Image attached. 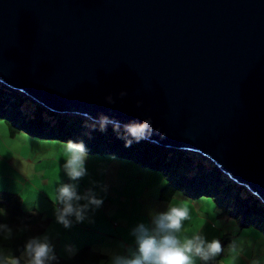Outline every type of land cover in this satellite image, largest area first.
<instances>
[{"label": "water", "instance_id": "obj_1", "mask_svg": "<svg viewBox=\"0 0 264 264\" xmlns=\"http://www.w3.org/2000/svg\"><path fill=\"white\" fill-rule=\"evenodd\" d=\"M0 83L58 114L151 119L149 142L264 202V0H0Z\"/></svg>", "mask_w": 264, "mask_h": 264}, {"label": "trees", "instance_id": "obj_2", "mask_svg": "<svg viewBox=\"0 0 264 264\" xmlns=\"http://www.w3.org/2000/svg\"><path fill=\"white\" fill-rule=\"evenodd\" d=\"M1 119L6 120L13 135L25 133L62 141H83L91 153L113 151L132 160L128 163L132 167L146 165L152 167L151 170H163V180L166 178L168 182L160 189L161 200H170L182 188L192 197L210 194L215 199L214 205L224 204L230 215L243 222V227L251 228L254 225L264 232V204L245 188L226 179L213 162L200 153L181 149L168 150L146 141L133 142L131 147H125V140L113 131L111 125L106 131H100L98 125L93 129V121L88 118H67L51 112L22 93L0 84ZM64 158V155H60L59 162L52 160L50 167L59 170ZM105 170L106 167L99 163L94 167L96 172L93 174H100V171L104 173ZM174 175L177 180L173 179ZM100 180L107 183V177L101 174ZM39 205L26 208L18 193L0 191V264H8L16 257L21 259V264H25L22 257L25 243L34 236L43 235L50 224L49 216H46ZM233 238V234L224 233L220 240L225 247ZM223 252L224 250L207 264H218ZM57 256L58 260L54 264H99L102 258L101 253L94 251L90 245L81 246L75 255L57 253ZM200 264L204 262L200 261Z\"/></svg>", "mask_w": 264, "mask_h": 264}, {"label": "clouds", "instance_id": "obj_3", "mask_svg": "<svg viewBox=\"0 0 264 264\" xmlns=\"http://www.w3.org/2000/svg\"><path fill=\"white\" fill-rule=\"evenodd\" d=\"M108 100L114 102L111 97ZM97 125L100 131H106L111 125L113 131L125 140V147H131L133 142H149L154 133H159L158 129L153 128L151 119L122 124L108 116H101L93 121L91 126L95 129ZM88 159L89 153L83 141L69 140L65 143L62 172L72 183L61 182L55 193V221L65 229L73 227V220L76 223L88 220L89 212L99 210L104 205V195L101 193L107 194L108 185L106 183L96 182L93 187L83 192L79 190L76 183L89 175ZM213 164L223 175L228 176L230 181L251 193L246 186L232 179L215 163ZM251 194L261 201L255 194ZM261 202L264 204L263 201ZM150 217V222H141L132 230L134 248L129 249L128 254H110L107 264H197V261L207 264L224 250L219 239L206 240L199 232L191 235L184 234L185 222L191 218L188 207L169 204L163 211L152 212ZM67 251L75 255L77 250L68 246ZM24 256L26 257L25 264H54L58 260L55 245L48 235L30 238L24 245ZM8 264H21V259L13 258Z\"/></svg>", "mask_w": 264, "mask_h": 264}, {"label": "crops", "instance_id": "obj_4", "mask_svg": "<svg viewBox=\"0 0 264 264\" xmlns=\"http://www.w3.org/2000/svg\"><path fill=\"white\" fill-rule=\"evenodd\" d=\"M23 140L31 143H29V145L35 155H19L18 152L12 150L11 145L6 144H12ZM0 144L4 145L7 151H3L2 148H0V191L7 190L18 193L22 197L23 206L26 208L39 205L40 203L46 216H49L50 218V224L47 230L50 229L53 225L57 224L55 221L56 189L61 182L72 183V181H70L62 172V162L59 170H54L52 166L50 167L51 161L57 160V162H59L60 157L57 154L40 156L38 153L42 152L35 150V148L42 144V140L30 135H22L20 133H15L14 135L11 133L4 135L0 134ZM125 163L128 164L127 162ZM29 167L31 169L30 172H28ZM144 169L150 174H156L153 171L149 172L147 168ZM130 173L124 171L116 172L117 177L121 178V183L119 184L114 183L112 178L107 180V183L103 182L108 185L107 194L105 195L101 193V195H104L105 197L103 207L99 210L89 212V219L85 220L83 223H76L75 220H73V227L69 229L73 232V236H67L70 237L69 239L73 238V242L70 246L79 249L81 245H90L95 249V247L98 246V240L100 238V236L97 235L96 227L105 222V224L108 225V228L113 231L114 240L119 241L123 246L116 254H128L129 249L134 248L135 241L131 233L135 228L137 214L133 202L130 203L128 200L122 201V199L126 198L125 192H128L127 189L133 191L132 197L147 199L153 204H156L155 202L158 201L160 202L161 207H164L166 202L171 201L172 198L168 201L161 200L159 198L160 191L154 196V188H148L143 180L140 181L138 177H135ZM100 174L107 177V174L104 175L101 171ZM100 174L94 173L89 179L86 180L85 178L76 182L79 190L83 192L88 188L93 187V181L94 183L102 182L100 180ZM134 178L136 179L134 180ZM97 191L99 192L98 188ZM34 192L35 195L32 198L31 194ZM128 206L132 208L131 214L126 213L125 207ZM190 222V227L185 229V235L199 232L209 241L212 239H221V228L218 227L207 215L195 214L192 216ZM92 225H94V228H91ZM47 230L43 235H48ZM53 244L56 245V243ZM61 253L67 255L69 252L65 253L64 250H62Z\"/></svg>", "mask_w": 264, "mask_h": 264}, {"label": "rangeland", "instance_id": "obj_5", "mask_svg": "<svg viewBox=\"0 0 264 264\" xmlns=\"http://www.w3.org/2000/svg\"><path fill=\"white\" fill-rule=\"evenodd\" d=\"M0 84L3 85L2 83ZM62 116H65L67 118H72L80 115L74 114V115H62ZM8 133H10L8 123L6 122V120L1 119L0 134L4 135ZM20 134L26 135L25 133H20ZM30 136L42 140V144H40L35 148V150L42 152V153H38L40 156L52 155V154H57L59 157L60 155L65 156V143L67 142L66 140L62 141L56 138H43L31 134ZM29 143L23 140L20 142H14L12 144L9 143L6 144L11 145L12 150L18 152L19 155L33 156L35 154L34 151L31 149ZM0 148H2L3 151H6V147L4 145L0 144ZM119 150L123 151V149H119ZM87 151L89 153L87 167L88 170L89 169L91 170V173L89 170V175L85 177L86 179L90 178L93 172H96L94 171V167L98 166V164L101 163L103 166L106 167V170L103 174L104 175L107 174V180H110L112 178L114 183L119 184L121 183V178L117 177L116 172H120V171L121 172L124 171L127 173L131 172L130 174H133V176L138 177L140 181L143 180L144 184H146L148 188L151 189L154 188L153 189L154 196H156L158 191H160L161 186L168 182V179L166 178L165 180H163V176H165L164 174H161L163 170L160 169L148 170L151 169L152 167H148L146 165H141V166L138 165L132 167L124 162L126 161L127 163H131L132 160H129V158L126 159L124 156H121L113 151L92 152V153L89 150ZM126 155L127 154H125V156ZM144 168H147L149 172L153 171L156 172L157 174L155 175L150 174ZM30 170L31 169L29 167L28 172H30ZM173 177L172 178L174 180H177L175 175ZM224 177L228 180L230 179L226 175H224ZM135 179L136 178H134V180ZM92 184H94V181L92 182ZM127 190L128 192H125L126 198L122 199V201L128 200L130 203L132 202L134 203V209H136V214H137L135 227L137 224L141 222H150L151 219L150 214L154 211H163L167 208L169 204L182 205L189 208L191 218L195 214L207 215L210 219L214 221V223L218 227L221 228V235L224 233H230L234 235L233 240L229 244H227V246H225L224 253L218 260V264H264V232L258 230L257 227L254 225L251 226V228L241 226L243 222L241 221L242 222L241 223L236 216L230 215L227 212H223L228 210V208L225 207L224 204H220V206L214 205L215 199L213 195L203 193L200 196L192 197L190 195H187L185 189L182 188V189H178L174 193V196L171 199V201L166 202L165 206L161 207L160 202L158 201L155 202L158 205L157 206L156 204L151 203L147 199H138L136 197H132L133 191L131 189H127ZM35 192L31 194L32 198L35 195ZM129 202L127 203L130 204ZM125 210L127 214L132 213V208L130 206L125 207ZM240 219H242V217ZM190 220L185 222V229H188L190 227L191 225ZM103 223L104 224H101L96 227L97 235H99L100 238L98 240V246L95 247V249L92 248L94 251L100 252L102 255L99 264H107L109 260V255L113 253L115 254L118 253L119 250L122 249L123 247L119 241L114 240L113 231H111V229L108 228V225L105 224V222ZM91 228H94V225H92ZM47 234L51 242L56 243L55 250L58 252V254L63 255L61 253L62 250H64L65 253H68L67 246H70L73 242V238L69 239L70 237L73 236V232H71L69 229L63 228L61 225L55 224L50 229L47 230ZM76 250L78 251V248H76ZM68 254L70 256L72 255L70 253ZM22 257L24 261H26V257L24 256V253ZM197 264H200V261H197Z\"/></svg>", "mask_w": 264, "mask_h": 264}, {"label": "bare ground", "instance_id": "obj_6", "mask_svg": "<svg viewBox=\"0 0 264 264\" xmlns=\"http://www.w3.org/2000/svg\"><path fill=\"white\" fill-rule=\"evenodd\" d=\"M60 115H65V114H60ZM182 150V149H181Z\"/></svg>", "mask_w": 264, "mask_h": 264}]
</instances>
